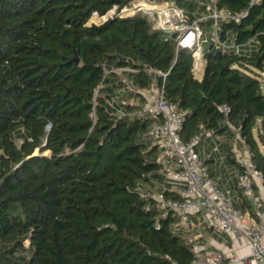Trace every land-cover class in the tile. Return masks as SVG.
Returning <instances> with one entry per match:
<instances>
[{
    "label": "trees",
    "instance_id": "trees-1",
    "mask_svg": "<svg viewBox=\"0 0 264 264\" xmlns=\"http://www.w3.org/2000/svg\"><path fill=\"white\" fill-rule=\"evenodd\" d=\"M132 1L0 0V264L193 263L181 216L163 214L151 195L164 182L158 147L145 137L152 117L117 115L139 105L123 99L145 98L114 67H130L123 75L140 89L153 82L147 66L165 72L156 79L185 113L182 136L199 123L219 133L239 171L233 143L246 145L264 178V0H217L246 11L221 22V38L255 46L239 53L206 43L201 80L192 53L166 30L145 14H119ZM168 1L191 20L206 11L195 0ZM115 6L108 20L88 24ZM75 55L78 64L67 62ZM213 160L205 163L216 177ZM239 192L236 205L257 217Z\"/></svg>",
    "mask_w": 264,
    "mask_h": 264
},
{
    "label": "built area",
    "instance_id": "built-area-1",
    "mask_svg": "<svg viewBox=\"0 0 264 264\" xmlns=\"http://www.w3.org/2000/svg\"><path fill=\"white\" fill-rule=\"evenodd\" d=\"M195 1L198 2V7L204 5L206 11L201 14L195 11L192 20L182 6L168 0H133L123 7L119 14L122 16L145 14L153 28L176 32L177 36L174 38L177 48H185L192 53L193 75L194 78L201 80L207 65L204 52L206 43L213 41L218 48H233L239 53L252 50L255 44L253 39L237 43L221 38V22L240 20L245 10L234 13L229 9L219 8L217 0ZM258 1L251 0L250 4ZM207 21L210 22L209 25L205 24ZM210 28H213L211 37L206 36ZM129 69L130 67H114L112 70L117 72L128 89L139 92L145 100L134 109L118 107L116 111L120 117L153 119L145 137L151 145L158 147L157 161L162 164L164 175V182L160 185L162 189L151 193L155 199V206L162 210L163 214L173 211L181 216L182 221L187 220L191 213L203 212L205 221L214 230L231 237L239 235L248 241L249 251L244 256L196 248L192 264H264V209L260 195V189L264 188V178L252 161L249 148L246 145L243 148L237 142L233 143L235 157L241 167L235 179L242 195L253 204L257 217L236 205L235 196L221 187L220 174L216 177L211 175L209 165L205 163V158L209 155L200 156L198 148L209 139L213 152L221 153L222 136L199 123L197 132L189 139H185L181 134L185 113L165 96L164 84L160 85L156 79V75L165 76L166 73L147 66L153 82L148 89H140L132 81L124 79L123 72ZM118 94L109 101L111 105L122 100L121 90ZM123 102L128 103L126 99H123ZM220 110L228 116V106L222 105ZM241 140L244 143V140ZM166 189L175 192L178 197L165 194ZM150 205L151 203L147 204V207Z\"/></svg>",
    "mask_w": 264,
    "mask_h": 264
},
{
    "label": "crops",
    "instance_id": "crops-1",
    "mask_svg": "<svg viewBox=\"0 0 264 264\" xmlns=\"http://www.w3.org/2000/svg\"><path fill=\"white\" fill-rule=\"evenodd\" d=\"M129 81V80H128ZM118 95V93L116 94ZM125 98V97H124ZM130 103L140 104L141 100L138 96H130L125 98ZM245 146H243L244 148ZM205 150V151H204ZM201 157L211 155L214 160L210 164L217 170V173L221 175V187L229 191L235 198H239V187L236 184L234 177L239 171V166L235 162H230L226 153L213 152V146L211 140H207L205 144L199 149ZM260 195L262 196V207L264 209V188L260 189ZM205 214L203 212H197L196 214H189L188 219L179 221L178 225L183 236L189 238V241L193 244L191 247L196 249H209L216 252L221 251L226 255L238 254L244 256L249 251V245L247 239L236 235L234 237L221 233L219 230H214L204 219Z\"/></svg>",
    "mask_w": 264,
    "mask_h": 264
},
{
    "label": "rangeland",
    "instance_id": "rangeland-1",
    "mask_svg": "<svg viewBox=\"0 0 264 264\" xmlns=\"http://www.w3.org/2000/svg\"><path fill=\"white\" fill-rule=\"evenodd\" d=\"M115 12H116V10L115 11H113L112 13L113 14H115ZM95 15L94 16H92L93 18H92V20H89L88 21V24L90 25V24H94V23H100L101 21H103L105 18H107L106 16H103V15H99V14H96V13H94ZM112 14V15H113ZM211 32H213V28H210L206 33V36H209V37H211ZM229 40L230 41H232V35L230 34V36H229ZM124 79L127 81L128 79H127V76H124ZM259 134H260V137H261V139L263 138L264 139V127H262L261 125H260V130H259ZM20 141V140H19ZM260 141V140H259ZM259 144H261V147H262V149H264L263 148V144L261 143V141H260V143ZM241 145V147H243L244 145H242V144H240ZM201 147H199L198 148V150L200 149ZM184 240L186 241V242H188L191 246L193 245L190 241H189V238L188 237H185L184 238Z\"/></svg>",
    "mask_w": 264,
    "mask_h": 264
},
{
    "label": "water",
    "instance_id": "water-1",
    "mask_svg": "<svg viewBox=\"0 0 264 264\" xmlns=\"http://www.w3.org/2000/svg\"><path fill=\"white\" fill-rule=\"evenodd\" d=\"M116 9V6L113 7L112 9H110L109 12H107L105 15H109L107 18H105L103 21H101L100 23H103L105 22L106 20H108L110 18V16H112V12L115 11ZM97 14V13H96ZM103 15V16H105ZM167 33H171L173 37H176L177 36V33L176 32H172L171 30H166ZM80 61V58L77 57V55L73 56V57H70V58H67V62L69 63H72V62H75L76 64H78ZM48 128H50V124L47 125Z\"/></svg>",
    "mask_w": 264,
    "mask_h": 264
},
{
    "label": "bare ground",
    "instance_id": "bare-ground-1",
    "mask_svg": "<svg viewBox=\"0 0 264 264\" xmlns=\"http://www.w3.org/2000/svg\"><path fill=\"white\" fill-rule=\"evenodd\" d=\"M95 15V14H94ZM106 17H108L109 15H105Z\"/></svg>",
    "mask_w": 264,
    "mask_h": 264
}]
</instances>
